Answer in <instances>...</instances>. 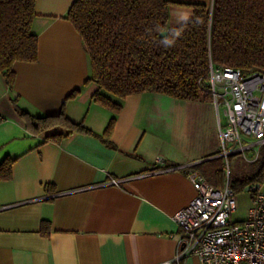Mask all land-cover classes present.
I'll return each instance as SVG.
<instances>
[{"label":"crops","instance_id":"crops-1","mask_svg":"<svg viewBox=\"0 0 264 264\" xmlns=\"http://www.w3.org/2000/svg\"><path fill=\"white\" fill-rule=\"evenodd\" d=\"M74 1L36 0L31 29L38 59L13 64L12 89L0 76V165L11 161L10 178L0 179V206H6L0 210V264H201L195 255L177 257L181 231L173 216L195 196L188 171L207 179L223 167L222 158L213 157L219 152L216 108L210 98L132 94L104 135L114 114L91 101L97 86L87 81L88 54L64 17ZM192 15L191 6L170 5L168 29ZM20 109L34 116L62 111L91 132L47 139L67 128L35 132ZM215 159L221 161L212 166ZM162 165L174 168L151 172ZM127 176L134 177L102 185ZM252 196H240L247 211ZM43 220L50 224L47 235Z\"/></svg>","mask_w":264,"mask_h":264},{"label":"trees","instance_id":"trees-1","mask_svg":"<svg viewBox=\"0 0 264 264\" xmlns=\"http://www.w3.org/2000/svg\"><path fill=\"white\" fill-rule=\"evenodd\" d=\"M35 4L36 0H0V76L8 89L15 81L13 64L38 59V39L31 29ZM172 4L191 6L193 15L160 38V32L168 29ZM64 17L80 34L88 54L87 81L97 86L91 101L114 114L104 129L106 136L128 95L151 92L188 101L209 100L210 62L264 72V0H75ZM19 111L35 132L67 128L65 133L47 134V139L59 141L72 132H91L62 111L42 116ZM10 175L7 160L0 165V179ZM206 176L217 187L226 182L220 165ZM228 184L235 194L264 185V147L251 173L229 177ZM40 230L49 234V222L43 220Z\"/></svg>","mask_w":264,"mask_h":264},{"label":"built area","instance_id":"built-area-1","mask_svg":"<svg viewBox=\"0 0 264 264\" xmlns=\"http://www.w3.org/2000/svg\"><path fill=\"white\" fill-rule=\"evenodd\" d=\"M208 81L218 123L219 152L213 157L223 159L228 175L231 155L241 154L255 162L264 147V72H244L210 62ZM156 161L164 163L160 157ZM173 168L162 165L151 172ZM186 174L196 193L173 216L181 231L177 257L195 255L201 264H264V190L257 188L246 217L235 221L232 215L238 201L228 179L217 187L196 171ZM133 177L111 178L102 185L120 186Z\"/></svg>","mask_w":264,"mask_h":264},{"label":"rangeland","instance_id":"rangeland-1","mask_svg":"<svg viewBox=\"0 0 264 264\" xmlns=\"http://www.w3.org/2000/svg\"><path fill=\"white\" fill-rule=\"evenodd\" d=\"M222 119L224 118L223 115H221ZM215 159L213 161L212 166H216V164L220 163V161L223 163V167L224 169H226V165L223 162V159ZM254 167V162H249L247 161L241 154H235V155H231L229 157V174H226V171L224 173L225 175V179H228L229 177L233 178L235 176H240V175H245V174H249L251 173V171L253 170ZM223 169V170H224ZM244 192H240L238 193V196L244 194ZM240 196L239 198V202H238V208L237 210L233 213L232 215V219L235 221H239L242 220L246 217L247 215V209L242 205L243 202L240 201Z\"/></svg>","mask_w":264,"mask_h":264},{"label":"water","instance_id":"water-1","mask_svg":"<svg viewBox=\"0 0 264 264\" xmlns=\"http://www.w3.org/2000/svg\"><path fill=\"white\" fill-rule=\"evenodd\" d=\"M169 33H170V30L166 29V30L160 32L159 37L160 38H166L169 35ZM258 187H259V184H255V186H253V187L248 186L245 188V191H253V190L257 189Z\"/></svg>","mask_w":264,"mask_h":264}]
</instances>
